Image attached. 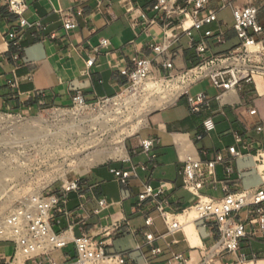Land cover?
Wrapping results in <instances>:
<instances>
[{
	"label": "crops",
	"instance_id": "crops-1",
	"mask_svg": "<svg viewBox=\"0 0 264 264\" xmlns=\"http://www.w3.org/2000/svg\"><path fill=\"white\" fill-rule=\"evenodd\" d=\"M27 10L22 16L31 27L20 28L21 17L13 14L0 0V112L31 115L38 110L72 105L73 97L80 93L89 102L115 98L129 84V73L133 70V59L154 58L151 44L162 42L161 23L149 26L147 21L160 18L156 0H25ZM63 14L73 17L77 24L74 30L63 28ZM208 29V27H207ZM21 36L18 51L10 44V33ZM196 42L201 35L194 33ZM234 32L226 46L212 47L214 54L226 52L235 41ZM107 40V46L101 43ZM95 60L88 68L87 62ZM173 62L175 73H182L196 66L199 58L189 39H182L165 56L155 61ZM200 83L192 90L205 84ZM210 88L200 93L211 99L209 109L193 113L187 97L156 111L135 139L128 144V158L96 168L78 180L80 190L69 194L65 210L70 216L55 215L53 229L73 238L90 235L106 242L109 254L126 255L134 264H170L173 254H182L187 264H201L204 256L218 241V233L207 227L204 221H194L193 226L199 244L191 245L185 227L183 232L158 239L151 246L145 245L146 233L156 237L167 234V226L155 209L163 203L167 210L183 218V212L196 202V197L185 190L182 176L184 163L189 158L215 160L218 155L230 159L229 148L245 154L229 163L234 174L230 178V190H254L263 186L257 170V150H264V136L253 126L244 124L264 119V78H258L238 92L240 108L216 100L219 91L210 82ZM257 106L260 117L253 118L248 110ZM244 121V123L241 122ZM235 134L249 141V148L237 144ZM155 139L157 158L151 162L141 148L142 140ZM112 170L133 172L126 185L117 180ZM219 180H226L225 166L217 167ZM147 185L161 191L157 198H150L145 205L153 226L146 225V218L136 212L139 195ZM58 189V188H57ZM203 194L221 199L225 192L206 188ZM101 202H104L101 205ZM255 208H245L234 216V220L247 222L257 218ZM184 219V218H183ZM119 223L121 234L107 237L104 230ZM257 230V227H253ZM186 230V231H185ZM260 234V233H259ZM258 234V235H259ZM138 246L142 248L139 249ZM152 248L161 249L159 256ZM2 250L3 248L0 247ZM6 252H0V264H8ZM59 260L76 257L74 246L55 254ZM264 263V243L261 235L241 242L236 254H222L213 264Z\"/></svg>",
	"mask_w": 264,
	"mask_h": 264
},
{
	"label": "built area",
	"instance_id": "built-area-1",
	"mask_svg": "<svg viewBox=\"0 0 264 264\" xmlns=\"http://www.w3.org/2000/svg\"><path fill=\"white\" fill-rule=\"evenodd\" d=\"M9 10L21 17L20 28L31 27L22 16L27 10L25 0H2ZM227 8L232 9L234 18L233 27H229L220 19V14ZM156 9L160 18L147 21L148 27L161 23L163 33L162 42H154L151 49L154 58L133 59V70L129 73L130 84L120 93L137 89L138 94L159 97L166 91L180 92L179 97L172 103L161 108L164 109L182 97H187L191 111L199 113L209 109L211 99L204 93L191 95L192 87L210 82L220 93L216 100L227 102L235 108H240L238 92L245 86L253 85L256 78H264V0H156ZM208 27V29H207ZM63 28L66 31L74 30L77 24L73 17L63 14ZM201 35L200 42H196L194 33ZM234 32V44L223 53L214 54L212 47L226 46L231 43L228 34ZM189 39V46L194 48L199 58V63L182 73H175V66L171 61H164L157 65L155 61L165 56L182 39ZM11 45L18 51L15 59L19 58L21 50V36L10 33ZM109 41L104 40L101 46H107ZM95 60L87 62L88 68L94 66ZM152 82L153 88H146ZM115 97L119 98L121 95ZM156 98V97H154ZM114 98L101 99L95 103L107 104ZM89 103L82 94H76L72 105L88 107ZM251 117L257 118L261 114L258 107L248 110ZM7 115V114H6ZM21 117V116H19ZM244 123L243 120H241ZM253 126L259 134L264 136V119L255 123H244ZM237 144H244L249 148V141L235 134ZM157 140L148 139L140 142L141 148L148 155L151 162H155L157 154L155 145ZM230 159L218 155L215 160H198L189 158L182 169L184 188L196 197V202L184 210L183 218L167 210L163 203L155 205L156 211L167 226V234L156 237L153 233H146L145 245L151 246L158 239L166 240L183 232L188 223L204 221L210 229L217 231L218 241L207 250L201 264H213V260L222 254H236L241 248V242L248 238L261 235L264 243V150H257V170L263 180V186L254 190H230V178L234 174L229 163L245 154L237 146L229 148ZM126 159L123 160L125 162ZM225 166L226 180H219L217 167ZM114 177L122 184L136 177L133 172L112 170ZM80 178V177H79ZM64 183L60 188L45 190L41 195H31L21 203L0 224V242L11 243L14 253L8 264H134L126 255L109 254L106 242L100 241L90 235L73 238L66 233H56L53 229L55 215L70 216L65 210L69 194L79 191L78 180ZM222 188L225 196L214 199L206 196L202 191L206 188ZM161 191L147 185L139 195L136 212L146 218V225L153 226V218L148 216V207L145 203L150 198H157ZM104 202H101L103 205ZM245 208H255L257 218H250L247 222L234 220V216ZM193 216V218H191ZM254 226L257 230H254ZM122 226L117 223L104 230L107 237L121 234ZM260 233V234H259ZM259 234V235H258ZM73 245L76 257L61 261L55 254ZM141 249V246H138ZM162 253L159 248H152L156 257ZM240 263H246L242 258ZM170 264H187L182 254H173Z\"/></svg>",
	"mask_w": 264,
	"mask_h": 264
},
{
	"label": "bare ground",
	"instance_id": "bare-ground-1",
	"mask_svg": "<svg viewBox=\"0 0 264 264\" xmlns=\"http://www.w3.org/2000/svg\"><path fill=\"white\" fill-rule=\"evenodd\" d=\"M153 86L152 82L146 84L147 89L153 88ZM173 91H166L155 98L151 102L150 107L163 108L174 102L179 97L180 92L174 93ZM125 94V96L115 99L113 105L104 107V109L98 112L87 113L88 107L85 106L77 107L70 111L58 109L54 112L55 120L53 123L44 119L43 116L22 119L19 116L0 113V125L7 126L12 133V137L15 139L27 138L43 142V140L53 138V141H63L61 142L62 144L57 142V145H62V148L68 146L65 143L67 139H78L79 145L82 148L87 151L95 150L94 153H91L84 159L80 158V152L77 153V150H74V154L72 153V156L76 159L74 170L68 173L61 169V178L65 183H72L78 177L85 175L93 167L104 164L109 160L128 158L124 145V137L138 133L142 128L147 126V116L153 108L146 111L142 110L141 112L143 113L138 112L140 116L134 118L130 110L134 106L137 107L141 96L138 94L137 89L127 91ZM136 120L137 122L135 123ZM107 135L112 136V143H107L106 140L102 139V137ZM2 164H0V168L3 166ZM43 189L41 188V190L35 192L33 195H41ZM5 219L6 217L0 224ZM186 230L192 243L191 245L196 247L200 241L194 227L188 226Z\"/></svg>",
	"mask_w": 264,
	"mask_h": 264
},
{
	"label": "rangeland",
	"instance_id": "rangeland-1",
	"mask_svg": "<svg viewBox=\"0 0 264 264\" xmlns=\"http://www.w3.org/2000/svg\"><path fill=\"white\" fill-rule=\"evenodd\" d=\"M220 19L230 28L233 27L235 21L232 9L227 8L224 10L220 14ZM257 79L258 78H256V80ZM209 88L210 86L208 82H206L202 86L194 88L192 90V95L196 96L199 92L203 90L206 91ZM125 95L126 94H123L121 96ZM157 96L158 95H155L154 97L157 98ZM154 97L144 96V94H141L137 107L134 106L130 110L132 116L134 118H138L140 116L138 115V112L153 108L147 116L148 120L153 113L161 110V108L150 107L151 102L155 99ZM114 100L107 104L93 103L89 106V108H87L86 112H98L104 109V107L113 105ZM58 109L70 111L74 110L75 106L70 105L64 107L44 108L31 115L3 114L21 116L22 119H31L43 116L44 119L53 123L55 120L54 112ZM136 122L137 120L135 123ZM0 133V164L3 163V166L0 168V222L12 211H14L21 203L28 200L31 195L41 190V188H44L42 192L47 189L50 190L60 188L61 185L65 183V181L61 178V169L69 173L75 168L76 159L72 156L75 149L77 150V153H81V159H84L91 153L95 152V150L87 151L82 148V146L79 145L78 139H67L65 143L68 146L62 148V145H57V142L61 143L63 141H53V138L43 140V142L27 138L15 139L12 137V133L7 126L0 125ZM136 135L137 133H134L133 135L124 137V145L127 154L128 144L130 141L135 139ZM102 139L106 140L107 143H112L113 141V138L110 135L104 136ZM123 160L124 159L109 160L104 164L89 169L87 173L96 168L122 162ZM191 218H193V216ZM0 247L3 248L2 250L0 249V252H6L8 257L14 253V246L11 243L0 242Z\"/></svg>",
	"mask_w": 264,
	"mask_h": 264
}]
</instances>
